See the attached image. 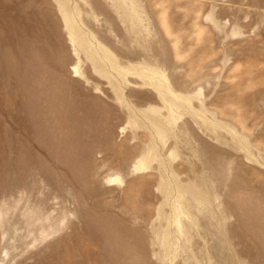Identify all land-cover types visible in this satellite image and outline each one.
Masks as SVG:
<instances>
[{
    "label": "rangeland",
    "instance_id": "374dc122",
    "mask_svg": "<svg viewBox=\"0 0 264 264\" xmlns=\"http://www.w3.org/2000/svg\"><path fill=\"white\" fill-rule=\"evenodd\" d=\"M0 264H264V0H0Z\"/></svg>",
    "mask_w": 264,
    "mask_h": 264
}]
</instances>
